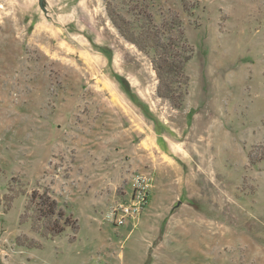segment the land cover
Listing matches in <instances>:
<instances>
[{"label":"rangeland","instance_id":"374dc122","mask_svg":"<svg viewBox=\"0 0 264 264\" xmlns=\"http://www.w3.org/2000/svg\"><path fill=\"white\" fill-rule=\"evenodd\" d=\"M113 19L184 32L181 108ZM0 264H264V0H0Z\"/></svg>","mask_w":264,"mask_h":264},{"label":"trees","instance_id":"16d2710c","mask_svg":"<svg viewBox=\"0 0 264 264\" xmlns=\"http://www.w3.org/2000/svg\"><path fill=\"white\" fill-rule=\"evenodd\" d=\"M113 22L120 33L141 51L151 50L154 52L152 62L159 80L158 95L169 100L176 108H181L185 97V92L182 89L187 87L189 83V77L185 74V67L194 53L193 48L185 38L184 32H181L179 28V39L170 37L165 39L162 28L150 25L147 30L141 33V39H135L127 36L116 19H113ZM124 84L127 85L125 80ZM43 199L45 200L42 202L43 208L39 210L40 217L45 224H48L49 235L57 237L62 231L59 230L58 223L60 222L55 219L57 214L56 203L47 196H44ZM65 225H69L68 222H65Z\"/></svg>","mask_w":264,"mask_h":264},{"label":"built area","instance_id":"2783aa9c","mask_svg":"<svg viewBox=\"0 0 264 264\" xmlns=\"http://www.w3.org/2000/svg\"><path fill=\"white\" fill-rule=\"evenodd\" d=\"M148 187L149 185L144 184L142 178H138L135 183L134 193L131 195L128 202L120 204L113 212L118 227L126 225L128 220L141 213L147 204Z\"/></svg>","mask_w":264,"mask_h":264}]
</instances>
